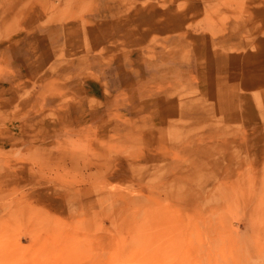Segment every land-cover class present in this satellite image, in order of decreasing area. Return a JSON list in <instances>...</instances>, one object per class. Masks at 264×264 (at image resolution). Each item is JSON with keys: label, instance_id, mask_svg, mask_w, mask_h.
<instances>
[{"label": "rangeland", "instance_id": "374dc122", "mask_svg": "<svg viewBox=\"0 0 264 264\" xmlns=\"http://www.w3.org/2000/svg\"><path fill=\"white\" fill-rule=\"evenodd\" d=\"M76 1L0 0V42L11 41L7 37L12 32L16 41L35 29L28 41L34 36L50 44L59 29L75 22L68 18L75 13ZM101 3L97 10H102ZM111 4L127 16L150 9L155 10L153 16L165 12L179 16L174 21L184 32L170 42H184L191 58L200 46H209L211 53L220 52L227 64L238 67L231 73L247 71V82L222 88L223 96L216 100L222 103L221 122L214 115L213 86L205 98L197 90L201 85L197 80L184 89L190 92L181 99L184 106L196 112L205 108L207 120L173 123L159 133L171 145L177 163L175 176L162 180L169 183L160 206L146 201L137 182L117 180L112 171L109 178L102 177L107 168L101 164L90 166L87 174L84 161L73 160L69 146L54 144L56 133L48 128L64 126L68 122L64 116L56 124L53 113L39 116L48 130H37L32 117L30 125L14 131L11 147L0 148V264H264V144L247 148L263 133L255 127H264V0ZM29 12L45 20L39 29L32 23L17 34ZM57 22L61 24L55 26ZM156 39L147 51L149 58L159 53L154 48H162ZM40 53L46 62L52 55ZM86 53L91 57L93 52ZM174 53L175 58L182 57L181 51ZM75 56L70 53L61 60L72 63ZM53 73L52 68L43 76ZM53 87L51 82L40 91L41 107L53 111L68 106L70 99L53 104ZM249 125L255 129H246ZM127 127L104 131L110 138L104 143L110 145L89 149L109 152L113 160L124 149L113 141L126 138L131 133ZM48 139L51 142H45Z\"/></svg>", "mask_w": 264, "mask_h": 264}, {"label": "crops", "instance_id": "0c3cea01", "mask_svg": "<svg viewBox=\"0 0 264 264\" xmlns=\"http://www.w3.org/2000/svg\"><path fill=\"white\" fill-rule=\"evenodd\" d=\"M100 1L102 10H97L95 6ZM112 1L77 0L75 13L68 18L75 22L64 30L59 29V35L50 44L34 36L28 41L31 33L36 31L29 30V26L35 23L39 29L45 20V17H35L33 12L22 17L23 29L17 32L23 34L29 30L27 36L14 41L15 33L12 32L7 37L11 41L0 42V148L11 147L14 131L30 125L32 117L38 125L37 130H46L48 125L42 127L39 116L53 113L57 116L55 124L58 117L64 116V122L68 120L64 126L48 128L56 133L51 139L54 144L69 146L73 160L84 161L83 169L87 174L92 172L88 169L90 166L101 164L107 168L102 177L109 178L112 171L117 180L137 182L146 201L160 206L167 197L164 189L169 183L162 180L175 176L177 163L173 161L175 154L171 145L160 139L159 133L173 123L207 120L205 108L196 112L184 106L181 99L190 93L184 89L192 88V82L197 80L201 83L197 90L205 98L213 86L217 90L213 93L214 115H219L221 122L222 103L216 100L222 98V88L247 82L244 79L249 74L247 71L245 75L231 73L239 71L238 67L227 64L228 60L220 52L211 53L209 46H200L191 58L190 48L184 42H170L174 35L184 32L183 25L174 21L179 16L174 18L170 12L153 16V9L134 11L127 16L124 10L115 9ZM82 8L85 10L80 11ZM59 24L61 22L55 26ZM155 38L162 48H154L159 53L149 58L147 51L152 50ZM46 51L52 53L47 62L40 53ZM88 51L94 54L90 53L89 57ZM127 51L134 52V58H129ZM175 51H181L182 57L175 58ZM35 52L37 55L31 59V53ZM80 52L85 54L80 55ZM70 53L76 55L70 58L75 60L63 63L61 59ZM244 60L246 66L248 58ZM64 65L69 70H64ZM52 68L53 74L43 76ZM51 82L54 84L53 104L70 99L68 106L53 107V111L51 107H41L40 91ZM249 113L247 110V117H250ZM126 125L131 133L113 141L114 146L124 148L121 153L113 160L104 150L94 153L99 146L110 145L104 143L110 139L104 131L108 132L112 127L124 129ZM255 128L263 133L247 148L252 149L255 143L264 144V127ZM255 128L249 125L246 129ZM94 131L99 133L95 135ZM91 146L96 148L91 150Z\"/></svg>", "mask_w": 264, "mask_h": 264}]
</instances>
